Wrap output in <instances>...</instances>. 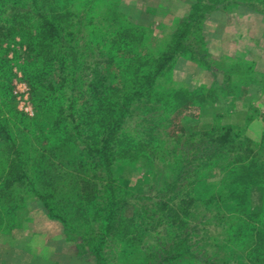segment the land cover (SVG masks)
<instances>
[{
  "label": "rangeland",
  "instance_id": "rangeland-1",
  "mask_svg": "<svg viewBox=\"0 0 264 264\" xmlns=\"http://www.w3.org/2000/svg\"><path fill=\"white\" fill-rule=\"evenodd\" d=\"M113 2H117V12L148 30L145 39L149 45L139 48L145 55L164 49L196 0ZM98 7L99 4H93V0H71L68 5L72 14L69 20L78 18L73 25L74 30L78 29L76 33L83 37V44H90L88 40L93 36L88 29L89 22L100 23ZM88 10L90 15L87 14ZM193 30L188 47L196 52L179 55L172 69L159 81L158 88L165 97H169L174 89L195 91L203 87L208 91V99L198 108L172 114V125L166 130L164 128L169 123L158 121L159 112L155 113L153 108H158L159 104L154 105L155 101L141 104L145 109L134 112L133 117L128 118L124 129L132 134L139 131L141 141L144 143L145 140L143 146L151 156L128 164L116 162L113 168L117 181L130 192L123 213L142 228L136 243L128 248L130 255L125 256L126 262L124 257L120 260L125 240L122 242L118 239L122 238L120 235L112 234L110 238L113 240L104 248L109 264H159L164 250L174 241L185 237L190 239L191 254L186 260L171 264H264L263 261L253 262L247 258L248 252L245 254L246 249L248 251L252 246V237L264 230V186H253L250 190V210L258 214L253 218V231L243 226L242 217L231 202L226 199L221 201L217 191L214 193L206 188L213 185L217 190L223 181L229 179L230 169L238 163L252 159L256 163L264 162V0H224L210 9L203 22ZM21 40L17 36L10 44L4 43L2 47L8 45L10 51L0 56L1 60H9L13 74L12 101L9 104L19 112L21 121L10 117L13 120L9 128L17 141L26 140L25 151L17 146L15 150H10L9 142L0 144V264H96V259L89 253H80L81 247L89 250L88 244L77 233L74 234L75 239L67 237L61 221L49 216L43 201L30 191L27 182L13 186L11 195L4 186L11 175L9 168L11 159L15 157L14 151L25 153V156L20 153V157L28 166L32 161L29 153L40 143L33 136L39 132L38 113L31 84L24 73L25 61L17 59L15 53L16 50H26ZM96 51L98 60L88 62L89 69L82 72L86 78L84 86L89 85L94 78L101 83L104 77L109 76H104L102 69L109 62L108 57ZM197 52L206 56L212 64L211 68L200 62ZM127 53V56H133L128 49ZM96 62L104 66L95 65ZM116 73L114 83L110 77L108 81L112 86H117V93L120 94L130 85L122 83L117 69ZM2 100L0 96V102ZM80 102L82 104V98ZM179 131L185 133L183 138L176 134ZM223 133L225 135L221 138ZM158 136L166 139L171 150L189 151L202 157L203 163L209 167L202 168L204 166L200 165L197 170L183 175L185 185L170 193L168 184L174 179V174L169 170L168 163L173 160V156L170 158V154H167V161L162 160L159 152L152 151L148 144L150 138ZM188 138L196 146L194 152L186 145ZM32 142L35 144L32 145ZM169 150L167 148L165 151ZM203 152L207 156H202ZM189 155L191 158L192 154ZM94 169L91 175L102 174L97 167ZM193 181H198L195 188L190 186ZM186 193L192 198L191 202L185 203L187 210H175L179 205L184 207L183 199L188 197ZM209 193L214 194L209 196ZM57 197L61 203L59 205L69 210L66 188L60 187ZM209 198L213 201L206 204L204 199ZM164 203H168V208L164 207ZM75 221L71 222L79 227L77 223L81 219ZM97 227V222L89 226L82 224L78 233L86 234ZM234 227L241 228L243 235H247L243 238L244 248L239 239L233 236ZM205 231L210 237L208 240L206 236L203 237ZM178 234L180 237L176 238Z\"/></svg>",
  "mask_w": 264,
  "mask_h": 264
},
{
  "label": "trees",
  "instance_id": "trees-1",
  "mask_svg": "<svg viewBox=\"0 0 264 264\" xmlns=\"http://www.w3.org/2000/svg\"><path fill=\"white\" fill-rule=\"evenodd\" d=\"M70 1L0 0V56L10 51L8 45L5 48L2 47L3 44H10L20 36L26 50H16V58L25 61L24 73L31 84L38 121L40 120V123L37 121L39 132L33 135L40 143L29 153L32 161L26 166L24 159L20 157V153L23 156L25 153L14 151L15 157L11 159L9 168L11 175L4 186L11 195L13 186L27 182L30 191L43 201L49 216L61 221L67 237L75 239L74 234L77 233L88 244L89 250L81 247L80 253H89L96 259V264H109L104 248L113 240L110 238L112 234L120 235L122 238L118 239L122 242L125 240L120 254L122 260V257H129L128 248L136 243L142 228L123 213L130 192L117 181L113 166L116 162L128 164L151 156L143 146L145 140L144 143L141 141V133L138 131L137 134H132L124 126L134 112L145 109L142 105L155 101L154 105L159 104L158 108H153L155 113L159 112L158 121L169 123L164 128L166 130L172 125V114L198 108L208 99V91L203 87L195 91L174 89L169 97H165L158 87L159 81L172 69L179 55L196 52L188 47L194 34L193 29L203 22L210 9L224 0H196L187 17L177 25L164 49L145 55H142L139 48L149 45L145 39L149 34L148 30L135 25L125 14L117 12V2L114 3V0H93V4H99L100 23H92V20L89 22L88 29L93 36L88 40L90 44H83V37L76 33L78 29L74 30L73 25L78 18L69 20L72 17L68 9ZM89 12L90 10L87 14ZM96 49L101 56H107L109 62H106V66L97 62L95 65L104 66V76H109L104 77L101 83L94 78L89 85L84 86L86 78L82 72L89 69L88 62L98 60ZM127 49L133 56H127ZM197 57L207 68H211L212 64L206 56L198 53ZM116 69L122 83L130 85L120 94L117 93V86H112L108 81L110 77L114 83ZM94 71L97 72V69L94 68ZM12 75L9 60L0 59V96L3 99L0 102V144L9 142L10 150L17 146L25 151L26 140L17 141L9 128V123L13 120L10 117L21 122L19 112L9 104L12 101ZM80 98L83 99L82 104ZM134 103L135 108L131 109ZM16 128L19 129L17 126ZM176 134L183 138L185 133L179 131ZM224 135L225 133L221 138ZM148 141L149 148L157 150L162 160L167 161V154H170V158L173 156V160L168 163L169 170L174 174L171 183L167 181L170 193L185 185L183 175L197 170L200 165L204 166L202 168L209 167L207 163H203L202 157L189 151L171 150V145L166 144V139L161 136ZM187 141V147L194 152L196 146L192 145V139L188 138ZM167 148L170 150L165 151ZM189 154H192L191 158ZM202 156L207 154L203 152ZM195 161L198 163L192 164ZM255 161L252 159L234 165L230 169L229 179L223 181L217 190L213 185L206 186L214 193L217 191L221 201L226 199L231 202L242 217L240 220L244 222L243 226L251 228V231L255 228L253 218L258 214L250 210V190L253 186H264V162ZM96 167L102 171L101 175L90 174ZM196 184L198 181H193L190 186L195 188ZM60 187L67 190L69 210H64L59 205L61 203L57 193ZM214 193H209V196ZM189 195L186 193L188 197L183 199L184 207L179 205L175 210H187L185 203L192 201ZM204 201L210 204L213 200L209 198ZM164 207L168 208V203H164ZM160 209L163 210L161 207ZM76 218L81 219L77 223L79 227H75ZM73 220L75 224L71 222ZM96 222L98 227L95 231L78 233L82 224L89 226ZM205 236L206 240L210 238L206 231L203 237ZM233 236L239 239L244 248L243 238L247 235H243L242 229L234 227ZM179 237L180 234L176 236ZM189 242L187 237L174 241L164 250L159 264L186 260L191 254L192 246ZM235 251L239 253L238 250ZM246 253L247 258L253 262H264V230L252 237V246L248 251L246 249Z\"/></svg>",
  "mask_w": 264,
  "mask_h": 264
}]
</instances>
